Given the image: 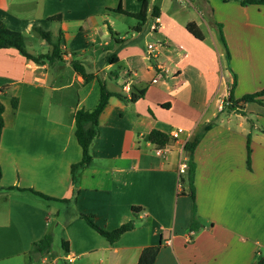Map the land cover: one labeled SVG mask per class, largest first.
<instances>
[{
  "label": "crops",
  "instance_id": "1",
  "mask_svg": "<svg viewBox=\"0 0 264 264\" xmlns=\"http://www.w3.org/2000/svg\"><path fill=\"white\" fill-rule=\"evenodd\" d=\"M10 1L0 0V20L21 32L29 48L44 43L41 54L50 45L34 27L59 37L61 60L35 64L0 49V264H66L67 257L72 264H138L146 249H157L152 264H254L264 257V102L221 111L232 72L234 99L264 89V6L147 0L146 20L138 27L135 18L116 11L120 6L138 14L137 0L15 2L20 12L30 6L32 14L11 12ZM57 16L59 21L51 20ZM129 20L134 32L126 41L121 27ZM190 22L202 41L186 31ZM73 62L93 78L85 83ZM100 84L125 101L109 98L90 146L91 163L76 170L73 183L71 166L82 156L74 115L96 107ZM141 90L144 96L131 103ZM213 102L216 109L208 113ZM176 128L184 131L180 139H170L157 155L149 133L169 136ZM200 132L192 154L193 206L177 168L186 157L183 143ZM10 188L31 189L49 200ZM81 214L108 231L128 222L133 229L109 243ZM48 233L58 251L31 255Z\"/></svg>",
  "mask_w": 264,
  "mask_h": 264
},
{
  "label": "trees",
  "instance_id": "2",
  "mask_svg": "<svg viewBox=\"0 0 264 264\" xmlns=\"http://www.w3.org/2000/svg\"><path fill=\"white\" fill-rule=\"evenodd\" d=\"M137 1L141 2V10L138 14L130 15L128 13H125L120 6L116 9V11L125 14L129 17L135 18L138 21L137 26L140 27L146 20L147 0H137ZM228 1L230 0H224V2H228ZM237 1H239L240 5L243 7L250 5L264 6V0H237ZM154 10L155 11L152 13V17L157 18L159 14L158 9L155 8ZM51 20L59 21L60 17L59 16L53 17ZM185 29L195 39L200 41L204 39L201 31L194 22L187 23ZM217 29H218V33H217L218 39L223 47L225 59L229 64L231 60V56L223 37L222 25L217 24ZM34 31L40 35V37L45 43L50 45V50L48 53L37 54V55H33L32 53H29L25 46L23 34L19 31L10 29L1 20H0V49H13L19 55L23 56L27 60L34 62L35 64H43L45 62L51 63L61 60V47H60L61 45H60L59 37L54 39L51 33L43 31L38 27H34ZM72 67L74 72L79 76H81L85 81V83L89 82L93 78V75L87 74L83 66L78 64L77 62H73ZM236 83H237V77L232 72V83L229 87V94L227 99L222 105L221 111L233 112L240 105H244L248 103L262 104L264 102V89L259 92L243 95L238 99H234L233 93ZM3 90H0V93H2ZM144 94H145L144 90L139 91L137 94H133L130 98V102L134 103L136 100L142 98ZM112 96H115L125 101V99L121 95L108 92L104 87V85L100 84V96L96 107L92 110L79 109L76 111L74 115V136L77 141V144L81 149L82 156L80 162L71 166V179L73 183L75 180L74 175L76 170L80 168H85L89 166V164L91 163V156L89 150L93 140L99 134V117L103 112V110L105 109L109 98ZM16 103H17L16 99H12V105L14 108L16 107ZM3 111H4L3 104L0 101V137L4 127ZM208 128L209 127H205L203 130L206 131ZM201 135L202 134L200 132L196 134L193 138H191V140H188L184 143L183 149L186 152L187 169L185 174L179 179V184L181 186V189L187 190L188 195L190 196L193 202V206H194V188L192 182L194 176V164L192 162V154L194 152L197 143L201 138ZM148 140L156 148H163L171 142L167 134L158 130H152L148 135ZM1 177H2V171L0 166V181H1ZM10 189L17 190L20 192L31 193L32 195L43 201L49 200L48 197L42 195L41 193L35 192L31 189H17V188H10ZM0 190H1V186H0ZM80 217L87 223L89 227H91L100 236L105 238L109 243L116 242L125 232L131 231L133 229L132 222H128L126 224H123L116 230L108 231L105 230L103 227L98 226L91 215L81 214ZM196 224L197 223L194 219V212H193L191 219V228L196 229L197 228ZM52 242H53L52 234L51 233L46 234L45 236H43L41 240H39L33 245L31 255L39 258L47 257L52 253ZM62 244H65V242L62 241ZM156 253H157V249L144 250V252L141 254L138 264H152L156 256ZM254 264H264V257L259 258Z\"/></svg>",
  "mask_w": 264,
  "mask_h": 264
},
{
  "label": "rangeland",
  "instance_id": "3",
  "mask_svg": "<svg viewBox=\"0 0 264 264\" xmlns=\"http://www.w3.org/2000/svg\"><path fill=\"white\" fill-rule=\"evenodd\" d=\"M16 1H21V0H11V1H10V2L13 3V6H12V8H11V12H15V11H16V12L24 13V14H27V13L29 12L30 14H32V13L30 12V6H26V11H27V12H25L24 10L20 12V11L18 10V7L14 6ZM181 4H183L187 10H190V11L192 10V8H191V7H190L185 1L181 2ZM173 7L178 8V7H180V5L174 1V2H173ZM30 16H32V15H30ZM198 18H199V17H198ZM180 19H183V17H181ZM199 20H200V19H199ZM129 21H130V22H129L128 25L125 24V25H122V27H121V29H122V30L126 33V35H127V40H126V41H128V40L131 39V35H132V33L134 32L133 30H128V26H131V24L133 25V20H129ZM201 30H202L206 35H208V33H207V29L205 28V26H202V27H201ZM54 32H56V31H54ZM151 42L154 43V40L152 39ZM25 46H26V49L28 50V52L31 51V53L33 52V53H35V54L45 53L46 50H47L46 45H45L44 43H43L42 46L37 45V44L31 45V46H32L31 48H29L26 44H25ZM215 109H216V104H215V102H213V103L210 105V107H209L208 113H210L211 111H214ZM224 113H227V112L224 111ZM224 113H220L219 116L222 117V118H224V117L226 116V114H224ZM51 211L54 212V209H53L52 207H51ZM52 250H53V251H58V249H57L55 246H53ZM59 262H62V259H59Z\"/></svg>",
  "mask_w": 264,
  "mask_h": 264
},
{
  "label": "built area",
  "instance_id": "4",
  "mask_svg": "<svg viewBox=\"0 0 264 264\" xmlns=\"http://www.w3.org/2000/svg\"><path fill=\"white\" fill-rule=\"evenodd\" d=\"M151 48H152V45H148V46H147V49H151ZM127 90H128V89H127ZM183 132H184V131H183L182 128H176V129H174L173 131H171V132L169 133V138H170L171 140L176 141V140L180 139V136H181V134H182ZM183 144H184V143H183ZM165 149H167V145H166L165 147H163V148H156V149H155V153H156L157 155H162L163 152L165 151ZM186 169H187V164H186V157H185V158L181 159V161H180L179 164H178V168H177L178 181H179V179L185 174ZM63 261H64V263H66V264H72L73 261H74V258H73V257H67V258L63 259ZM57 263H58V260H57V259H54V260L52 261V264H57Z\"/></svg>",
  "mask_w": 264,
  "mask_h": 264
}]
</instances>
